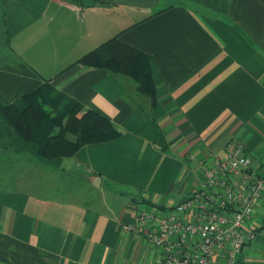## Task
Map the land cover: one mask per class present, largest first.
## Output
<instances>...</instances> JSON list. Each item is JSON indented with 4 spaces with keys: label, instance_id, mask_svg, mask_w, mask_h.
I'll list each match as a JSON object with an SVG mask.
<instances>
[{
    "label": "crops",
    "instance_id": "crops-1",
    "mask_svg": "<svg viewBox=\"0 0 264 264\" xmlns=\"http://www.w3.org/2000/svg\"><path fill=\"white\" fill-rule=\"evenodd\" d=\"M4 19L0 103L49 84L119 135L54 160L0 137V264H158L169 252L138 233V207L165 218L231 142L264 165V0H8ZM116 36L149 57L154 97L75 64ZM149 121L167 151L138 134ZM245 230L237 264H264V192Z\"/></svg>",
    "mask_w": 264,
    "mask_h": 264
},
{
    "label": "built area",
    "instance_id": "built-area-1",
    "mask_svg": "<svg viewBox=\"0 0 264 264\" xmlns=\"http://www.w3.org/2000/svg\"><path fill=\"white\" fill-rule=\"evenodd\" d=\"M202 177L165 218H156L154 209L138 207V233L169 252L158 264H237L247 236L245 224L264 192V165L253 169L244 146L231 142L221 156L212 157ZM181 214L191 221L182 220ZM153 218L158 224L155 232L146 226ZM173 233L179 238L170 242ZM194 235L196 241L189 239Z\"/></svg>",
    "mask_w": 264,
    "mask_h": 264
},
{
    "label": "trees",
    "instance_id": "trees-1",
    "mask_svg": "<svg viewBox=\"0 0 264 264\" xmlns=\"http://www.w3.org/2000/svg\"><path fill=\"white\" fill-rule=\"evenodd\" d=\"M7 1L0 0V49L9 48L4 19ZM75 64L128 77L140 93L148 97L155 96L149 57L117 36L83 55ZM82 109L78 102L56 92L49 84H44L11 104L0 103V117L4 123L0 137H9L13 130L25 141L35 144L38 154L47 160L72 157L85 145L105 143L118 137L119 133L109 119L97 112ZM138 134L161 152L167 151L164 136L155 122L146 123Z\"/></svg>",
    "mask_w": 264,
    "mask_h": 264
},
{
    "label": "rangeland",
    "instance_id": "rangeland-1",
    "mask_svg": "<svg viewBox=\"0 0 264 264\" xmlns=\"http://www.w3.org/2000/svg\"><path fill=\"white\" fill-rule=\"evenodd\" d=\"M0 19H1V7H0ZM1 35H2V24H1V22H0V43H1ZM138 90V89H137ZM139 92V91H138ZM140 93V92H139ZM140 94H142V93H140ZM142 95H144V94H142Z\"/></svg>",
    "mask_w": 264,
    "mask_h": 264
}]
</instances>
